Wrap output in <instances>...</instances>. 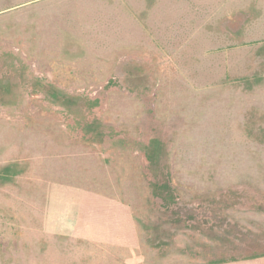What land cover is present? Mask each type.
<instances>
[{
    "label": "rangeland",
    "instance_id": "1",
    "mask_svg": "<svg viewBox=\"0 0 264 264\" xmlns=\"http://www.w3.org/2000/svg\"><path fill=\"white\" fill-rule=\"evenodd\" d=\"M0 264H264V0H0Z\"/></svg>",
    "mask_w": 264,
    "mask_h": 264
}]
</instances>
